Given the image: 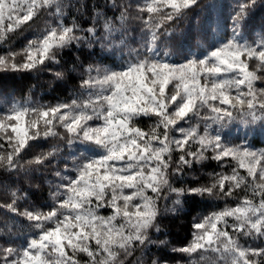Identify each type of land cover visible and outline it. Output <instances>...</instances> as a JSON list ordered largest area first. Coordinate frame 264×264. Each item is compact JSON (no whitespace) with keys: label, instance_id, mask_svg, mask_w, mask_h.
Instances as JSON below:
<instances>
[{"label":"clouds","instance_id":"clouds-1","mask_svg":"<svg viewBox=\"0 0 264 264\" xmlns=\"http://www.w3.org/2000/svg\"><path fill=\"white\" fill-rule=\"evenodd\" d=\"M0 264H264V0H0Z\"/></svg>","mask_w":264,"mask_h":264}]
</instances>
